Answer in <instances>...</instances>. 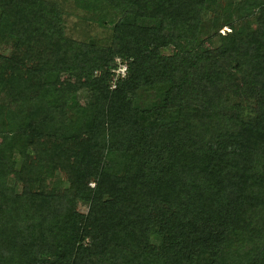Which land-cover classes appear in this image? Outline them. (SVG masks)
Here are the masks:
<instances>
[{"label":"trees","instance_id":"16d2710c","mask_svg":"<svg viewBox=\"0 0 264 264\" xmlns=\"http://www.w3.org/2000/svg\"><path fill=\"white\" fill-rule=\"evenodd\" d=\"M0 46V264H264V0H0Z\"/></svg>","mask_w":264,"mask_h":264},{"label":"rangeland","instance_id":"374dc122","mask_svg":"<svg viewBox=\"0 0 264 264\" xmlns=\"http://www.w3.org/2000/svg\"><path fill=\"white\" fill-rule=\"evenodd\" d=\"M54 1V0H53ZM72 8V7H71ZM66 9H68V8H66ZM83 15V13H82V11H76L75 9H73L71 12H69V14L66 16V17H64V19H65V22H64V26H65V29H66V33L67 34H69V35H71V36H74V37H78V35H77V31H79L80 29L78 28V26H77V23L79 22V20H78V17L79 16H82ZM254 20V19H253ZM222 30H225L224 28L222 29ZM222 30H220V32H222ZM210 43V42H209ZM218 45V42L216 41V40H213L210 44H207L206 45V47L207 48H211V47H216ZM7 48H5L4 46H0V51L1 52H4V53H6L7 52V50H6ZM165 50H167V51H171V48H166V49H164V50H162V51H165ZM84 95V94H83ZM85 97V96H84ZM84 97H81V95H80V97H79V99H81V101H82V99H84ZM250 113H249V111H248V109L247 108H245L244 109V111L242 112V115L244 116V117H246V116H248ZM77 209L80 211V212H84L85 211V205H83V204H81V203H78V205H77ZM197 259V261L199 262V263H205V260H203L202 258H200V257H197L196 258Z\"/></svg>","mask_w":264,"mask_h":264},{"label":"built area","instance_id":"2783aa9c","mask_svg":"<svg viewBox=\"0 0 264 264\" xmlns=\"http://www.w3.org/2000/svg\"><path fill=\"white\" fill-rule=\"evenodd\" d=\"M117 70L122 71V70H123V67L119 65L118 68L115 70V72H116Z\"/></svg>","mask_w":264,"mask_h":264}]
</instances>
